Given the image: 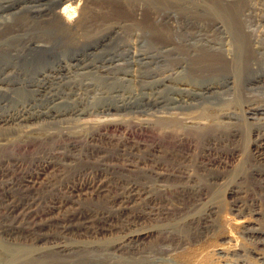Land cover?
Returning <instances> with one entry per match:
<instances>
[{
  "label": "rangeland",
  "instance_id": "rangeland-1",
  "mask_svg": "<svg viewBox=\"0 0 264 264\" xmlns=\"http://www.w3.org/2000/svg\"><path fill=\"white\" fill-rule=\"evenodd\" d=\"M61 1L0 0V264L5 248L21 251L9 264H264V51L241 35L264 22L250 2L73 0L82 21L66 26Z\"/></svg>",
  "mask_w": 264,
  "mask_h": 264
},
{
  "label": "bare ground",
  "instance_id": "bare-ground-1",
  "mask_svg": "<svg viewBox=\"0 0 264 264\" xmlns=\"http://www.w3.org/2000/svg\"><path fill=\"white\" fill-rule=\"evenodd\" d=\"M251 4V7H250V15L253 16L258 22H264V5L261 4H257V5H252V1L254 3V0H248ZM264 4V3H263ZM59 6H62L59 10L55 11L53 14H52V17H55V18H58V19H61L62 21H64L65 25L66 26H78L82 19L79 18V19H76V15L77 13H82V10H83V4H82V1L76 3L75 1L73 0H62L59 4ZM83 14V13H82ZM249 15V16H250ZM250 16V17H251ZM80 17V16H79ZM53 20V19H52ZM217 24V23H216ZM222 24V23H221ZM220 23L217 24V27L218 28H224V26H222ZM5 26H10V21H6L4 22ZM230 27V26H229ZM227 28V27H226ZM245 29V28H244ZM237 34V33H236ZM234 35V34H233ZM241 35L245 36L246 38L248 37L249 40H250V44L252 45V48H253V51L254 52H260V51H264V32L261 34L259 33V35H254L253 33H251L249 30H243L241 32ZM231 38V36H230ZM236 44V43H235ZM248 46H250L248 44ZM235 48V47H234ZM234 51V50H233ZM207 53V52H206ZM263 54V53H262ZM234 58V54L232 52V50L229 51L228 55H227V59L228 60H231ZM222 59V58H221ZM261 61V60H260ZM242 62V61H241ZM261 63V62H260ZM166 74V73H165ZM264 80V79H263ZM261 109V108H260ZM252 113V112H250ZM172 115V114H171ZM166 117V116H165ZM165 120V119H164ZM170 119H168V121H164V128L167 127V125L169 123H173L174 121H170ZM225 122V121H224ZM223 122V123H224ZM191 123V122H190ZM193 123V122H192ZM210 123V122H209ZM175 124V123H174ZM170 125L171 127H168L164 130V136H167V135H170L171 133H174L173 132V127H175V125ZM250 124V123H249ZM260 124V123H259ZM261 125V124H260ZM173 126V127H172ZM180 126V125H179ZM223 126V125H222ZM181 127V126H180ZM185 128H189V126H185ZM212 128V127H211ZM259 128V127H258ZM203 130V129H202ZM253 130V129H252ZM222 131V130H220ZM260 131V130H259ZM184 132V131H183ZM225 132V131H224ZM230 133V132H229ZM239 132L237 129L234 130V136L237 135ZM183 134V133H181ZM224 134V133H223ZM226 134V132H225ZM263 134V133H262ZM184 135V134H183ZM191 135V134H190ZM228 135V134H227ZM253 135V134H252ZM193 136V135H192ZM243 136V135H242ZM240 136V137H242ZM263 136V135H262ZM185 137V136H184ZM251 137V135H250ZM190 138V137H189ZM232 138V137H231ZM264 138V137H263ZM234 139V138H233ZM232 139V140H233ZM184 140V139H183ZM187 140V139H186ZM185 140V141H186ZM237 140V139H236ZM188 141V140H187ZM186 141V142H187ZM190 141V140H189ZM261 139L260 140H252L250 143H249V146H248V151L249 153L248 154H251L253 157H257L259 158L261 155L258 154L261 150V145H259ZM263 141V140H262ZM237 142V141H236ZM184 145V144H183ZM236 146V145H235ZM186 147V146H185ZM232 149V148H231ZM263 149V148H262ZM237 151V150H236ZM208 152V151H207ZM211 154V153H210ZM244 155V154H243ZM240 156V155H239ZM234 157V156H233ZM243 157V156H242ZM245 157V155H244ZM235 158V157H234ZM214 159V158H213ZM260 159H263V158H260ZM264 160V159H263ZM47 169V168H46ZM171 176L173 177L174 175L171 174ZM171 176L169 178H171ZM167 178L168 177V174H164V178ZM41 179V178H40ZM43 181V180H42ZM38 184V183H37ZM50 184V183H49ZM10 188V187H8ZM165 188V187H164ZM169 189V188H168ZM170 191V190H169ZM166 192V191H165ZM3 194V193H2ZM58 209V208H57ZM212 209V207H211ZM208 210V209H207ZM212 211V210H210ZM168 214V212H167ZM204 214V212H203ZM167 217V216H166ZM210 218V217H209ZM109 219V218H108ZM202 222L204 223L205 222V219L204 218H201L199 219V222ZM224 223H225V226H228L229 225H233V227L241 230V231H244V233H246L247 235L249 233H252V235L258 233V229L255 228V223L254 221L252 220H249V219H240V220H237V221H232L228 218H225L223 219ZM185 225L186 226H189V227H192L194 226L195 224H197L198 220L197 218H187L185 221ZM200 222V223H201ZM228 224V225H227ZM202 225V224H201ZM224 225V224H223ZM200 226V224L198 225ZM227 227V229H228ZM238 231V230H237ZM152 236V232H143V233H137V234H133V235H130L129 237H127L126 239H124L125 241L123 242H120L118 243L115 247L116 249H121L123 248V246H125L126 242L129 244V243H136V242H139L140 240H143V239H147L148 237ZM257 236V235H256ZM262 238V237H261ZM164 239L165 240H176L178 239V235H177V232H176V229L172 228V229H165L164 230ZM181 239V238H180ZM257 239V238H256ZM59 248V247H58ZM69 247H61L60 250L62 251H65L68 250ZM6 249V252L9 253V252H12L10 254L7 255L6 257V261H7V264L11 263L13 260H16L18 257H20L21 255V251L20 250H15V249H10V248H5ZM72 249V248H70ZM26 250V249H25ZM70 251V250H69ZM176 251V250H175ZM170 249H167L165 250L164 253H170ZM232 253V252H231ZM240 251H235V254L234 255H239ZM172 254V253H170ZM226 254L224 251H219L218 252V256L220 258H223V257H226ZM67 255V254H66ZM170 256V255H169ZM202 257V255H201ZM204 258V257H203ZM196 259V258H195ZM261 261H264V257H262L260 259ZM199 262V261H198ZM245 262V261H244ZM190 263V262H189ZM195 264V262L193 263ZM246 264V263H245Z\"/></svg>",
  "mask_w": 264,
  "mask_h": 264
}]
</instances>
